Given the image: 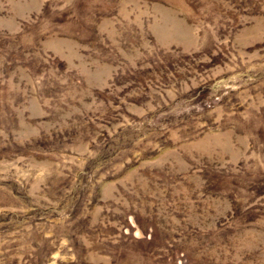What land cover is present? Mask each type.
Here are the masks:
<instances>
[{
  "label": "rangeland",
  "instance_id": "1",
  "mask_svg": "<svg viewBox=\"0 0 264 264\" xmlns=\"http://www.w3.org/2000/svg\"><path fill=\"white\" fill-rule=\"evenodd\" d=\"M0 264H264V0H0Z\"/></svg>",
  "mask_w": 264,
  "mask_h": 264
}]
</instances>
